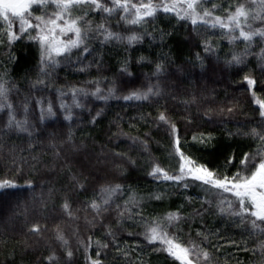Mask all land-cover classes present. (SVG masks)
Instances as JSON below:
<instances>
[{"label": "trees", "instance_id": "trees-1", "mask_svg": "<svg viewBox=\"0 0 264 264\" xmlns=\"http://www.w3.org/2000/svg\"><path fill=\"white\" fill-rule=\"evenodd\" d=\"M100 2L113 11L87 5L71 11L73 18H82L80 26L88 31L85 43L90 53L81 56L83 46L79 51L73 49L71 62L61 58L47 76L39 75L40 46L29 38L35 30L21 33L19 19H15L11 30L17 38L9 44L7 35L2 37L0 77L10 92L7 101L0 98V102L13 105L16 119H27L31 135L8 128L9 110H0V180H13L17 185L0 194V264H181L163 250L166 246L161 241L149 242L144 235V220L177 211L178 222H162L185 246L194 241L207 248L214 264H258V244L264 236H250L249 222L241 225L227 212H219L221 200L236 203L231 193L209 192L211 186L191 176L173 181L149 173L159 164L170 175L179 174L174 137L170 125L158 119L160 113L176 124L181 151L198 164L228 176L242 169L244 153L255 152L261 143L251 135L252 128L264 132L256 102L257 98L264 100V37L257 34L245 41L239 28H213L203 21L194 26L191 19L163 9L132 24L135 10L126 14L114 7L113 0ZM240 5L248 12L247 18H240L244 30L264 29L259 0H201L197 11L203 14L209 9L210 19L220 16L226 21ZM57 11L54 4L47 8L33 5L29 19L35 25L36 16L55 18ZM100 25L125 39L104 42L103 32L97 31ZM0 30H8L3 19ZM132 33L140 39L129 44L126 37ZM207 46L211 51H205ZM233 54L241 55L243 63H226ZM157 64L163 71L157 73ZM245 75L256 84L250 87ZM38 77L45 83L34 87ZM149 86L158 88L160 94L147 100L123 99ZM73 87L87 91L77 97L81 106L73 100ZM97 88L107 99L93 95ZM37 101L45 109L51 101L57 116L42 120ZM62 102L70 109L71 120L65 119ZM229 157H234L232 164L226 163ZM95 162L99 165L94 166ZM95 170L106 174L98 175ZM117 184L121 189L111 194L105 206L108 194L102 187ZM93 199L101 205L99 212L91 207ZM65 200L71 215L63 207ZM33 225L40 230L32 231ZM58 232L63 240L57 238Z\"/></svg>", "mask_w": 264, "mask_h": 264}, {"label": "snow or ice", "instance_id": "snow-or-ice-1", "mask_svg": "<svg viewBox=\"0 0 264 264\" xmlns=\"http://www.w3.org/2000/svg\"><path fill=\"white\" fill-rule=\"evenodd\" d=\"M201 0H167V2H162L159 4L149 3H131L130 0H113V5L116 8H121L127 14L131 10H135L134 18L130 21L132 24L140 23L145 17H152L159 9H163L164 13H175L177 17L181 19H191L192 24L195 26L199 21L204 23H209L213 28L219 25L223 29H229L235 31L239 28L240 36L243 37L245 41H251L252 38L259 34L264 37V29H256L255 31H245L241 26V17L247 18L248 12L244 5H240L236 8L235 12L227 16V20L220 16H216L214 19L212 17V11L209 9H204L203 14L197 11L200 6ZM50 4H54L58 10L55 13V18H47L43 16H36L35 20L37 23L32 24L29 17L32 15L33 5L47 8ZM91 8L95 6L97 9H101L104 12H112L113 8L107 7L101 4L100 0H0V19L8 25L7 32L0 30V43L3 42V35H7L9 44L17 38V34L12 31V24L15 19H19L20 22V32L24 33L29 29L35 30L36 34L30 35L29 38L38 42L40 46V76H47L49 68H55L59 63L60 59L64 58L71 62V54L73 49L79 51L81 46H83L84 53H90V48L85 43L88 39V31L82 29L80 26L81 17L73 18L71 11L73 8L80 6ZM260 11L264 12V0H259ZM215 8V5L213 6ZM67 16V18H65ZM259 17V14H258ZM98 32H103L104 42L109 41L112 38L117 40L125 39L119 33L111 32L104 28L103 25L98 26ZM71 33L73 35L69 36ZM129 44L134 43L140 39V36L136 33H132L126 37ZM205 51H211V47L207 46ZM264 52V49H262ZM144 59V57H141ZM197 59H200L199 54H197ZM264 59V56L261 57ZM77 62H80V56L77 57ZM202 63V61H201ZM228 64H240L243 63L242 57L239 54H233L231 60L226 61ZM124 70H127L125 65ZM157 73L163 71L160 64L156 66ZM244 80L247 81L248 85L251 87L256 84V80L249 75L244 76ZM44 80H40L39 77L36 84H44ZM59 91V90H58ZM110 94H113L114 90H109ZM10 89L7 87V81L0 77V98L4 101L8 99V93ZM83 93L87 95L85 89L72 88V96L76 106H81L77 97ZM160 90L154 86H149L146 91L134 90L129 95L123 97L124 100H147L152 95H159ZM64 93L61 91V96ZM93 95H97L101 99H107V97L100 96V89L97 88ZM253 97H256V93L253 92ZM256 102L260 105V116L264 120V100L259 98ZM41 104V119L44 120L47 117H56L57 113L54 110V104L50 101L48 103L47 109L42 106L41 101H37ZM7 108L9 110V119L7 123L8 128L15 127L17 130L22 132H29L27 119L18 120L15 117V110L11 103L0 102V110ZM61 108L65 110L67 115L65 119H72V113L68 106L63 102L61 103ZM233 109L229 108L228 111L231 112ZM28 111V106L25 105V112ZM101 113L97 112V116ZM160 121L166 122L170 125V134L174 137L173 143L175 146L176 153L179 155L180 168L179 174L170 175L164 168L160 167L159 164L152 168L149 175H153L157 178L163 177L165 180L182 181L185 176H191L195 180L203 182L205 185L211 186L208 191L222 190L223 192L231 193L235 197L236 203L233 204L231 201L221 200L218 203V208L220 213L227 212L234 219L240 220L241 225L246 221L252 225V228L246 229L249 231V235H255L259 233L264 236V132H261L257 128H252L251 135L254 138H258L261 143L258 144L257 150L255 152L244 153V158L240 161L242 166L241 170H238L232 176L226 174H221L219 171H214L204 164H198L192 159L191 156L186 155L181 151L180 137L177 134V126L174 122L170 121L165 113H160ZM95 121V117H93ZM230 135L232 133H229ZM237 134H240L239 131ZM244 135H249L245 132ZM208 138H211V133L208 134ZM193 139H196L194 136ZM203 142V135H202ZM259 157V162L257 163V158ZM234 157H229L227 164H232ZM29 184L31 181L28 182ZM17 185L13 180H0V194L2 190L9 187H16ZM83 187V185H81ZM184 187H188L187 183ZM121 189V185L117 184L114 187H102L101 191L108 194V197L103 200V204L107 206L110 203V196L112 193ZM157 199L161 197L156 196ZM210 203V201H209ZM227 205V207H225ZM65 209H69L70 204L67 200L63 205ZM91 207L99 212L101 205L93 199L91 202ZM119 207V206H117ZM254 217L255 219H250ZM131 218V217H129ZM141 220H144L141 216ZM180 220L179 211L175 213H168L166 217L162 218H150L144 220L145 226V238L149 241H161L166 247L163 249L167 251L171 256L175 257L176 260L180 261L181 264H214L213 253L207 248H203L200 244L191 241L188 246L179 241V238L174 233H169L165 230V225L162 221H166L168 225H171L173 221ZM32 231H39V225H33ZM109 235H113L111 228H109ZM197 235H203V233L198 232ZM58 239L63 240L62 233L58 232ZM89 239H91L89 237ZM99 243V241H97ZM230 243L236 244V241H230ZM246 244L247 241H244ZM103 247H108L104 244ZM260 249L261 260L258 264H264V240H261L258 244ZM119 250V249H118ZM248 250V249H245ZM255 255V249H251ZM68 255L71 256L72 253L69 251ZM99 255V253H97ZM124 255H127L125 252ZM51 259V258H49ZM92 264H99L98 261H92Z\"/></svg>", "mask_w": 264, "mask_h": 264}, {"label": "rangeland", "instance_id": "rangeland-1", "mask_svg": "<svg viewBox=\"0 0 264 264\" xmlns=\"http://www.w3.org/2000/svg\"><path fill=\"white\" fill-rule=\"evenodd\" d=\"M93 165H94V166H98L99 163H96V162H95ZM88 168H89V167H88ZM88 168H87V169H88ZM93 168H94V167H93ZM85 169H86V168H85ZM89 169H92V164H91V167H90ZM95 169H96V168H95ZM95 171H96V170H95ZM106 172H107V169H106ZM106 172H105L104 170H100V171H96V174H98V175H102V174H104V173L106 174Z\"/></svg>", "mask_w": 264, "mask_h": 264}]
</instances>
